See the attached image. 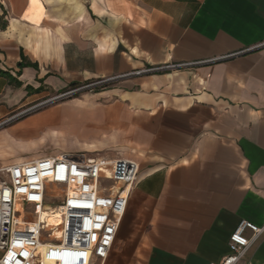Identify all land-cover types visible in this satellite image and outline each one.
Wrapping results in <instances>:
<instances>
[{
  "label": "crops",
  "instance_id": "crops-1",
  "mask_svg": "<svg viewBox=\"0 0 264 264\" xmlns=\"http://www.w3.org/2000/svg\"><path fill=\"white\" fill-rule=\"evenodd\" d=\"M262 43L264 0H0V167L132 158L103 264L219 261L243 219L264 225ZM239 264H264V232Z\"/></svg>",
  "mask_w": 264,
  "mask_h": 264
},
{
  "label": "built area",
  "instance_id": "built-area-1",
  "mask_svg": "<svg viewBox=\"0 0 264 264\" xmlns=\"http://www.w3.org/2000/svg\"><path fill=\"white\" fill-rule=\"evenodd\" d=\"M66 94L70 93L55 99ZM139 173V164L132 158L108 160L85 152L3 165L0 264H45L43 245L53 243L86 255L85 260L57 258L55 264H103ZM52 207L59 211L61 221L49 225L40 215ZM25 214L35 220L23 218ZM234 229L228 255L210 264H239L264 232V225L243 219Z\"/></svg>",
  "mask_w": 264,
  "mask_h": 264
},
{
  "label": "rangeland",
  "instance_id": "rangeland-1",
  "mask_svg": "<svg viewBox=\"0 0 264 264\" xmlns=\"http://www.w3.org/2000/svg\"><path fill=\"white\" fill-rule=\"evenodd\" d=\"M103 82H104L103 80H96L95 82L84 84V85H81L80 87H77V88L68 89L65 92H57V91L49 89V90H47L48 92H47V96L45 98L34 101L27 108L20 110V112L18 111L16 113V115L18 117V115L21 114L23 111H25V114H31L35 110L45 108L46 106H49L50 104H53V103H59L60 101H62L68 97V96H65V98L55 99L56 97H58L60 95H63L65 93H70L71 95L75 96L77 94H80L84 90H90L91 88L96 87ZM52 210H54V207H52ZM58 216H59L58 210H55L52 212V214L49 217L51 222H53L52 224H58L59 223L60 217H58ZM23 218L35 220V218L32 214H25L23 216ZM52 224H49V225H52ZM47 248L48 249H43L44 250L43 255H44L45 264H55V261L57 258L70 257L73 259L79 258V259L85 260V257H86V255H84L83 253H78V252H70L69 254H65V253H63V251H61L59 249H55V248H57L56 246L47 247ZM94 261H95V259H93V262Z\"/></svg>",
  "mask_w": 264,
  "mask_h": 264
},
{
  "label": "bare ground",
  "instance_id": "bare-ground-1",
  "mask_svg": "<svg viewBox=\"0 0 264 264\" xmlns=\"http://www.w3.org/2000/svg\"><path fill=\"white\" fill-rule=\"evenodd\" d=\"M56 209H54V210H52V211H49V210H43L42 212H41V218H44L46 221H48V223L49 224H52L53 222H51V220H50V215L52 214V212L53 211H55ZM58 217H60V214H59V216ZM60 221H61V217H60V219H59ZM60 221H59V223H60ZM58 246L59 247V249H62L63 250V253H65V254H69L70 252H77V251H73V250H71V249H68L67 247H65V246H62V245H59V244H55V243H53V244H44L43 245V249H48L47 247H53V246ZM78 253H80V252H78Z\"/></svg>",
  "mask_w": 264,
  "mask_h": 264
},
{
  "label": "trees",
  "instance_id": "trees-1",
  "mask_svg": "<svg viewBox=\"0 0 264 264\" xmlns=\"http://www.w3.org/2000/svg\"><path fill=\"white\" fill-rule=\"evenodd\" d=\"M27 65H36V63H34V62H28V61H22V62H20L19 63V66L22 68V67H24V66H27ZM4 73H6V72H4ZM17 83H19L20 84V81H18ZM89 82H87V83H84V84H88ZM83 83L82 84H80V83H78V82H72V83H70L69 85H68V88L66 89V90H68V89H72V88H77V87H80L81 85H84Z\"/></svg>",
  "mask_w": 264,
  "mask_h": 264
},
{
  "label": "water",
  "instance_id": "water-1",
  "mask_svg": "<svg viewBox=\"0 0 264 264\" xmlns=\"http://www.w3.org/2000/svg\"><path fill=\"white\" fill-rule=\"evenodd\" d=\"M65 96L70 97V96H72V95H71V94H66ZM65 96H63V97H61V98H65Z\"/></svg>",
  "mask_w": 264,
  "mask_h": 264
},
{
  "label": "snow or ice",
  "instance_id": "snow-or-ice-1",
  "mask_svg": "<svg viewBox=\"0 0 264 264\" xmlns=\"http://www.w3.org/2000/svg\"><path fill=\"white\" fill-rule=\"evenodd\" d=\"M33 199H36V197H33ZM237 239H239V237H237Z\"/></svg>",
  "mask_w": 264,
  "mask_h": 264
}]
</instances>
